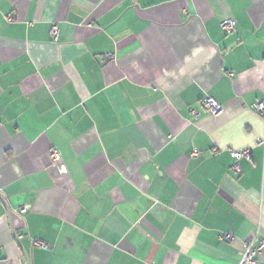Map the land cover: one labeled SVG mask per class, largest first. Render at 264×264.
<instances>
[{"label": "crops", "instance_id": "0c3cea01", "mask_svg": "<svg viewBox=\"0 0 264 264\" xmlns=\"http://www.w3.org/2000/svg\"><path fill=\"white\" fill-rule=\"evenodd\" d=\"M257 101L264 0H0V264H237L264 240Z\"/></svg>", "mask_w": 264, "mask_h": 264}, {"label": "built area", "instance_id": "2783aa9c", "mask_svg": "<svg viewBox=\"0 0 264 264\" xmlns=\"http://www.w3.org/2000/svg\"><path fill=\"white\" fill-rule=\"evenodd\" d=\"M6 20L10 22L12 20L11 16H7ZM220 27L225 33H231L235 29V21L233 19H225L220 22ZM50 37L52 41H57L59 37V28L57 25H52L50 29ZM106 58L108 60L114 59V55L107 54ZM233 73H229V76H233ZM201 107L202 109L213 116H218L220 113L223 112V106L220 105L217 101H215L211 97L204 98L201 100ZM249 109L258 117H260L264 122V101H257L249 105ZM260 144L264 145V138L260 141ZM233 162L230 166V170L234 173L239 171V162L242 159L250 160L251 159V151L248 149L242 151H229ZM51 158L53 161L58 160L59 153L56 150L52 151ZM19 213L23 214L26 212L24 207L18 209ZM223 239L228 241L231 239V235L223 236ZM35 244L40 248H46V245L43 242L36 241ZM264 247V240L260 241L258 246H255L252 240H245L243 242V251L241 258L237 264H256L257 262V255L260 253L261 249Z\"/></svg>", "mask_w": 264, "mask_h": 264}, {"label": "water", "instance_id": "95a60500", "mask_svg": "<svg viewBox=\"0 0 264 264\" xmlns=\"http://www.w3.org/2000/svg\"><path fill=\"white\" fill-rule=\"evenodd\" d=\"M8 214L11 215V212L8 210Z\"/></svg>", "mask_w": 264, "mask_h": 264}]
</instances>
